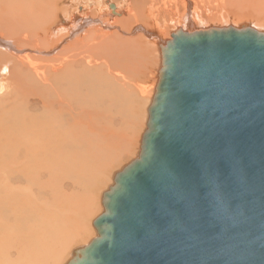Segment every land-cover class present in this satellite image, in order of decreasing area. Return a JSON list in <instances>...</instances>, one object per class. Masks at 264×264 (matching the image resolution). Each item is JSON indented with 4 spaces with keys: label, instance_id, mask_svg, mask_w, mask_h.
Segmentation results:
<instances>
[{
    "label": "water",
    "instance_id": "95a60500",
    "mask_svg": "<svg viewBox=\"0 0 264 264\" xmlns=\"http://www.w3.org/2000/svg\"><path fill=\"white\" fill-rule=\"evenodd\" d=\"M138 159L68 264H264V33L175 34Z\"/></svg>",
    "mask_w": 264,
    "mask_h": 264
},
{
    "label": "bare ground",
    "instance_id": "6f19581e",
    "mask_svg": "<svg viewBox=\"0 0 264 264\" xmlns=\"http://www.w3.org/2000/svg\"><path fill=\"white\" fill-rule=\"evenodd\" d=\"M68 1V8L63 9L60 7L62 0H0V83L2 84L0 89H5L4 83L9 87L8 93L0 96L3 101L0 105V264L10 261V259L13 260V264H42L45 262L44 260L47 261L49 256L53 257L54 255L55 257L59 254L58 260L61 261L67 257L71 248L73 252L71 251L70 259L79 257V253L87 245L74 249L75 245L80 242V237H75L80 230L77 232L76 229L79 227L76 225L77 219L72 215L77 210L69 205L71 204L70 197L74 193L71 192L69 195L66 191H73L74 184L77 185L78 181L74 183L77 180L75 175L82 164L79 157L71 159L66 157V153L72 150L69 139L74 138L72 140L76 141L83 136V133H86L101 137L100 142L105 144L108 141L112 146L114 139L117 138V133L113 132L114 129L112 130L108 125L112 127L118 117L113 112L106 111L104 102L115 107L116 101H118L120 106L115 111L120 112L125 101L122 94L132 92L134 95L136 94L135 97L140 96L141 99H135L138 104L139 101L143 102L146 99L148 90L127 77L128 72L123 64V55L137 48L139 51L142 49L149 51L150 47H153L157 53V68L152 81L155 84L152 92L149 91L147 102L144 101L145 104L142 107L143 109L147 103L146 109L144 108L145 123L141 121L145 125H143L140 134L139 147L136 151L137 157L130 161L137 160L141 139L147 129L148 109L152 105L156 86L161 80V51L167 41L162 39L163 33L161 34L157 30L158 0H127L128 3L125 4L124 10L120 14H116L113 4L108 5V8L113 9H111L112 11H108L107 7L105 10L100 8L105 11L103 16L112 20L107 24L105 23L106 19L103 21L98 19V11H89L86 7L82 8V14L77 15L76 12V16H74V10L71 11V9L75 6L78 7V4L75 3L78 0ZM97 1L92 3L97 5L100 2ZM203 1L180 0V3L183 7L198 12L195 3ZM207 1L208 6L217 3L216 7L220 9L230 7L237 10V6H239L240 9L246 10L245 12L241 11L245 13L244 15L241 12L240 14L235 12L230 14L240 19L249 20H254L252 16H256L254 20L256 23L253 21L256 28H258L257 19L264 21L259 17L264 15V0ZM115 2H119V0ZM159 2L165 5V1L159 0ZM257 2H260V5ZM175 9L178 10V7ZM232 15H227L226 20L221 19V22L225 24L220 25L221 28L230 23L232 25L235 23L236 26L249 24L246 21L239 22V20L231 19ZM62 16L66 19H63ZM197 18L188 19L185 17L178 19L180 21L173 20V27L169 34L171 36L193 34L208 29L217 30L219 27L212 26L205 19L200 22L198 19L202 18ZM61 19H63L62 23ZM196 21L200 23L195 24ZM101 25L108 28L114 26L115 31L108 35L99 28ZM246 26V28L245 26L239 27L255 31V28L250 24ZM147 29H151L150 32H147ZM142 42L146 48H143ZM110 45L116 47L115 49L120 53L107 52ZM145 76L147 77V75ZM133 79H137V76ZM119 83L121 87L117 88ZM114 89L116 90L114 91ZM22 91L24 94H21ZM0 93H2L1 90ZM139 106L142 105L139 103ZM97 121H105V125H97ZM75 143L73 141V144ZM83 149L85 148L81 150L84 151ZM126 161L128 162V160ZM104 163L106 164V162ZM121 164L123 165V163ZM116 173L111 174L112 184L99 195L101 205L103 194L114 185ZM100 177L99 182L101 181ZM88 185L94 184L88 183ZM86 186L83 190L87 191L89 187ZM91 188L89 191H93ZM88 193L90 194V192ZM84 201L85 198L82 201L83 204H85ZM87 205L86 207L83 205L85 209H87ZM83 212L82 216H85V211ZM88 212L87 214H89ZM80 221L82 222V220ZM71 222L73 225H69ZM87 229L90 233L88 237L91 238L93 231L90 225ZM71 239L74 241L65 246V242ZM56 245H58L57 250L52 251ZM70 259L68 258L69 261H71Z\"/></svg>",
    "mask_w": 264,
    "mask_h": 264
},
{
    "label": "rangeland",
    "instance_id": "374dc122",
    "mask_svg": "<svg viewBox=\"0 0 264 264\" xmlns=\"http://www.w3.org/2000/svg\"><path fill=\"white\" fill-rule=\"evenodd\" d=\"M81 1V2H80ZM93 1H97V0H78V2H76L75 1V3L76 4H78L77 6L78 7H73V9H71V11H73V13H74V16H76V12H77V15L79 14L80 15V13L82 12L81 10H82V8H84V7H86V8H88V10L89 11H95V12H97V16H98V19H101L102 21L103 20H105V23L107 24V23H109V22H111L112 20H109V19H107V17L106 16H103V14H105V7H109L108 5L109 4H113V5H115V7H114V11L116 12V14H120V12H122V10H124V6H126L125 4H127L128 2H127V0L125 1V0H119V2H115L116 0H98L97 2H99V3H97V5L96 4H94V3H92ZM118 1V0H117ZM156 1V0H155ZM163 1H165L164 2V4L165 5H163V3L162 2H159V0L157 1V11H159L158 12V14L160 15H158L157 17H156V24H157V26H158V32L160 31L161 32V37H162V39H164V40H166L167 42H169L170 40H171V34H169L170 33V31L172 30V21L174 20V21H180V20H178V19H182V18H188V19H194V18H196V17H198V18H202V19H198V21H200V22H202L203 21V19H205V21L206 22H209L210 24H212V26H219L218 28H217V30H219L221 27H220V25L222 26V25H225V24H223V22H221L222 20H226V16L227 15H232L234 12L235 13H239L240 14V12L241 11H244V9H240L239 8V6H237V10L239 11H237V10H235V9H231L230 7H222L221 9L218 7H216V4L217 3H215V5H214V3H212V4H210L211 6H208V1L207 0H204L203 2H200V3H195V6H196V8L198 9V12H195L194 10H192L191 8H186V7H183L182 5H181V3H180V0H163ZM69 1L68 0H62V4L60 5V7L61 8H68V3ZM115 2V3H114ZM74 3V2H73ZM103 3V4H102ZM116 3H118V4H116ZM243 3H245V2H243ZM257 4L258 5H260V2H257ZM94 5V6H93ZM97 6V7H96ZM165 7V9H164V7ZM161 7V8H160ZM175 7H178V10H176L175 9ZM78 8V9H77ZM100 8H103L104 10L102 11V10H100ZM112 9V8H111ZM110 8H108V11H112ZM159 9V10H158ZM225 9V10H224ZM231 10V11H230ZM235 10V11H234ZM168 11V12H167ZM218 11V12H217ZM224 11V12H223ZM229 11V12H228ZM237 11V12H236ZM246 11V10H245ZM244 11V12H245ZM199 12H200V14H199ZM222 12V13H221ZM242 13L243 15L245 14V13ZM100 13V14H99ZM110 13V12H109ZM165 13H169L168 15L167 14H165ZM228 13V14H227ZM230 13H232V14H230ZM82 14V13H81ZM221 14V15H220ZM227 14V15H226ZM241 14V15H242ZM224 15V16H223ZM114 16V15H113ZM169 16V17H168ZM257 16H259V15H257ZM63 17V19H66V17L64 18V16H62ZM231 17V19H234V20H239V22H242V21H246V22H248L252 27H254L255 28V31L256 32H258V33H262L263 31H264V21H261L260 19H257L258 20V22H257V24H258V28H256L255 27V25L253 24V21L256 19L255 17L256 16H252V18L254 19V20H249V19H240V18H238V17H236V16H234V15H232V16H230ZM259 17H261V19L262 20H264V15H260ZM114 18V17H113ZM158 18V19H157ZM170 18V19H169ZM63 19H61V23H62V21H63ZM167 19V20H166ZM222 19V20H221ZM60 20V19H59ZM198 21H196L195 22V24H197V22ZM228 21V20H227ZM200 22H198V23H200ZM260 22V23H259ZM254 23H256V21H254ZM208 24V23H207ZM249 24H245V25H238V26H236L235 25V23L232 25V23H230V24H228V25H226L225 27H223V28H221L220 30H222V29H227V28H231V26H232V28H234V29H237V30H240V29H245L247 26L246 25H249ZM239 26H245V28L244 27H239ZM236 27H238V28H236ZM101 30H103L104 31V33H106V34H108V35H110L111 33H113L114 31H115V27L114 26H112V27H107V26H105L104 25V27L101 25L100 27H99ZM151 28V27H150ZM107 29V30H106ZM160 29V30H159ZM149 30H151V29H147L146 31L147 32H150ZM163 30H164V32H163ZM211 30V29H210ZM209 29L207 30V31H210ZM212 30H214V29H212ZM263 30V31H262ZM207 31H202V32H207ZM261 31V32H260ZM263 34V33H262ZM152 41L153 42H156L157 43V41H155L154 39H152ZM143 43V42H142ZM131 44V43H130ZM143 45H144V47L143 48H146V46H145V44L143 43ZM116 47H112L111 45L109 46V49L107 50V52L108 51H112V52H116V53H120L119 51H117L116 49H115ZM137 48V47H136ZM155 49L153 48V47H150V49H149V51H148V49H142V51H139L138 50V48L137 49H135L134 51H129V52H127L126 54H124L123 55V64H124V66H125V70L128 72V74H127V77L128 78H130V79H132L134 82H136V83H138L139 85H143L146 89H148L147 90V97H145L146 99L144 100L145 102H147L146 100L148 99V95L150 94V92L149 91H151L152 92V88H153V86H154V82H152L153 81V79H154V76H155V74L154 73H156V68H157V62H156V54L157 53H155V51H154ZM135 52V53H134ZM142 52H144V53H142ZM137 53V54H136ZM147 54H149V55H147ZM141 55V56H140ZM151 58H150V57ZM143 59H142V58ZM141 59H142V61H141ZM130 60H131V62H130ZM132 60H134V61H132ZM132 62H134V64H131ZM137 65H136V64ZM143 63V64H142ZM146 65H147V67H146ZM130 66H133V67H130ZM149 67V68H148ZM136 68V69H135ZM146 68V69H145ZM122 69V68H121ZM133 69V70H132ZM148 69V70H147ZM162 69L163 68H161V71H162ZM129 70H130V73H129ZM136 71V72H135ZM131 72H133V73H131ZM138 73V74H137ZM130 74V75H129ZM161 74H162V72H161ZM145 75H147V77L144 76ZM152 75V76H151ZM130 76H132L133 78H136V76H137V79H133V78H131ZM139 77V78H138ZM146 78V79H144V78ZM149 77V78H148ZM140 80V81H139ZM145 80V81H144ZM149 85V86H148ZM0 86H2V84L0 83ZM158 86V85H157ZM156 86V90H155V93H156V91L158 90V87ZM5 89L4 90H2V89H0L1 91H2V93H0V96L1 95H5L6 93H8V91H9V87H7V85H5V83H4V86H3ZM2 87V88H3ZM119 87H121V84L119 83L118 84V86H117V88H119ZM116 89H114V91H115ZM115 93V92H114ZM21 94H24L23 93V91L21 92ZM122 95H124V98H125V101H124V103H123V105L121 106V110H120V112H117V111H115L119 106H120V104H119V102L118 101H116V106L115 107H113L111 104H109V103H107L106 101L104 102V108L106 109V111L107 112H110V113H112L113 112V114H115L116 115V117H118L114 122H113V125H112V127L110 126V125H108L112 130H113V132H116L117 134V138H115L114 139V142H113V144H112V146L110 145L111 143H109L108 141L107 142H105V144H103L102 142H100V140H101V137H98V136H94V135H88V134H86V133H83V138L82 137H80L78 140H72V139H74V138H70L69 139V142H71V146H72V150L71 151H68V153H66L67 154V158H69L70 157V159L71 158H77V157H79L80 158V162H81V164H82V170H81V168L80 169H78V171H76V181L74 182V183H76L77 181L79 182H77L76 184L77 185H75L74 184V187H73V191H66L67 192V194H69V195H71V192L72 193H76V191H77V193L74 195V194H72V196H74V198H72V196L70 197L71 198V204H69L73 209H75V210H77V212H73V216H74V218L75 219H77V223H76V225L77 226H79L78 227V229H76L77 230V232L80 230V232H78L79 234H77L75 237L76 238H79L80 239V242H78L75 246V248L74 249H76V248H80V246H88L91 242H93L95 239H97L96 237H99V233H98V230H96L94 227H92V225H93V221L100 215V214H102V212H103V209H102V205H101V197H100V199H99V195H101V193H103V192H105L106 190H107V187L110 185V184H112V175L111 174H114V173H116V175L117 174H119L122 170V168L125 166V165H127L128 163H130L132 160H134L136 157H137V152L136 151H138V147H139V142H140V137H141V132H142V128H143V125H145V124H143V123H145L144 122V116H145V114H144V110L146 109V107L145 106H147V103H146V105L144 106V108L142 109V107H143V105L145 104L144 103V101L142 102V101H139L138 102V104H136V101H135V99H141L140 98V96H137V97H135V95H134V93H132V92H128L127 94H122ZM1 102H3L2 101V99H1V97H0V105H1ZM130 102V103H129ZM152 102H153V99H152ZM139 103H140V105H142L141 107L139 106ZM21 106V105H20ZM22 108V107H21ZM135 108V109H134ZM109 110V111H108ZM135 110H136V113H135ZM139 110V111H138ZM139 115H138V114ZM120 115V116H119ZM143 117V118H142ZM142 118V119H141ZM140 119V120H139ZM143 123H142V122ZM62 122H64L63 121V119H62ZM97 125H105V121H97ZM140 123H141V125H140ZM128 126H129V128H128ZM140 127H141V129H140ZM140 130H139V129ZM131 129V130H130ZM140 131V133H138ZM137 132V133H136ZM135 135V136H134ZM138 137V138H137ZM137 139H138V141H137ZM72 140V141H71ZM73 141H74V143L75 142H77V143H75V144H73ZM87 141H88V143H87ZM133 141L135 142L134 144H133ZM137 141V142H136ZM80 142V143H79ZM79 143V144H78ZM138 144V145H137ZM73 145H75L76 146V148H75V146H73ZM78 145V146H77ZM134 145V146H133ZM80 146H82V147H80ZM137 146V147H136ZM82 148H85V149H83L84 151H82L81 149ZM136 149V150H135ZM78 150H79V152H78ZM133 150H135L134 152H136V153H134V152H132ZM140 151H141V148H140ZM134 153V154H133ZM109 154H110V156H109ZM116 154H117V156H118V158H117V156H116ZM140 154V153H139ZM98 155V156H97ZM126 155H128V156H130V157H128V156H126ZM133 155H134V157H133ZM136 155V156H135ZM112 156V157H111ZM104 157V158H103ZM126 157H128L127 159H125ZM132 157V158H131ZM99 158V159H98ZM100 158H102V159H100ZM110 159V160H109ZM109 160V161H108ZM115 160H117L118 161V164H117V161H115ZM125 160V161H124ZM126 160H128V162L126 161ZM131 160V161H130ZM121 161H123V162H121ZM130 161V162H129ZM104 162H106V164L104 163ZM116 162V163H115ZM120 162V163H119ZM91 163V164H90ZM121 163H123V165L121 164ZM127 163V164H126ZM80 164V163H79ZM105 164V165H104ZM115 164V165H114ZM107 165H108V169H107ZM120 165V166H119ZM113 168H111V167ZM117 166V167H116ZM122 166V167H121ZM93 167V168H92ZM112 169V170H111ZM114 169H115V171H114ZM111 171H114V172H111ZM103 173V174H102ZM110 174V175H107V174ZM79 174V175H78ZM94 174V175H93ZM98 174V175H97ZM116 175H115V177H116ZM80 176V177H79ZM86 176V177H85ZM91 176H93V177H91ZM99 176H101L100 177V182H99ZM105 178H103V177ZM78 177V178H77ZM85 177V178H84ZM89 177H91V178H89ZM80 178V179H79ZM90 180H89V179ZM97 178V179H96ZM110 178V179H109ZM89 180V181H87V180ZM80 180V181H79ZM91 180H92V182H91ZM96 180V181H95ZM105 180V181H104ZM111 180V181H110ZM84 181V183L82 184V182ZM87 181V182H86ZM95 182V183H94ZM108 182V183H107ZM81 183V184H80ZM88 183L89 184H94V185H96V186H94V185H88ZM97 183H100V184H97ZM105 183V184H104ZM80 184V186H78ZM102 184H104V186H102L101 187V185ZM85 185H87L86 187H89V188H91L92 186L94 187H92L91 188V190H93V191H89V188H88V190L86 191V189L85 190H83L84 189V186ZM106 185V186H105ZM78 187H80V188H82V190H80V188H78ZM85 187V188H86ZM98 188V189H97ZM79 190V191H78ZM82 192H84V194L87 192H90V194L88 193H86L85 195L84 194H82ZM100 193V194H99ZM97 194V195H96ZM85 197H84V196ZM90 195V196H89ZM91 195H94V196H92L91 197ZM81 196H82V198H81ZM89 198V201H91V202H89L88 201V198ZM97 196H98V200H97ZM95 197V198H94ZM84 198H85V204H83V200H84ZM92 198V199H91ZM72 199H77V200H73L72 201ZM78 200H80V201H78ZM93 200V201H92ZM87 201H88V203H87ZM93 203V204H92ZM86 204H88L87 205V209H85V207H86ZM97 204V205H96ZM76 205V206H75ZM78 205V206H77ZM85 207H84V206ZM93 206V207H92ZM84 208V210H82ZM89 208V209H88ZM95 209V210H94ZM98 209H100V211H98ZM101 209H102V212H101ZM82 210V211H81ZM89 210H92L91 212H88ZM94 210V211H93ZM81 213H80V212ZM83 211H85V216H82L83 214H84V212ZM87 212L90 214V216H89V214H87ZM94 213V215L92 216V214ZM86 214H87V216H86ZM78 215V216H77ZM89 217H90V221H89ZM71 218V217H70ZM73 218V217H72ZM74 218H73V221H74ZM80 220H82V222L80 221ZM84 220V221H83ZM87 220V221H86ZM79 222V223H78ZM86 225V228H85V225ZM69 225H73V222H71ZM82 225V226H81ZM90 225V227H91V230L93 231V234H92V237L91 238H89L88 236H90L89 234V231H88V229H87V227ZM83 228V229H81V228ZM76 231H75V233H77ZM84 232V233H83ZM81 234V235H80ZM88 234V235H87ZM83 235V236H82ZM86 235H87V237H86ZM94 235H96L95 237H93ZM86 237V238H85ZM84 238V239H83ZM95 238V239H94ZM87 240V241H86ZM92 240V241H91ZM72 241H74V239L72 240H67L65 243V246H68ZM74 243V242H73ZM72 243V244H73ZM85 243V244H84ZM81 244V245H80ZM59 245V244H58ZM58 245H56V247L54 246L53 247V249H52V251L55 249V250H57V246ZM79 245V246H78ZM86 246V247H87ZM85 247V248H86ZM72 248L69 250V254H67V257H64L63 259L64 260H58V256L60 255H58V256H55L54 257V255H53V257L52 256H49L48 258H47V261L46 260H44L45 262H43L42 264H62V262H63V264H66L69 260H68V258L70 259L71 258V256H72ZM71 252V253H70ZM71 260V259H70ZM13 260L12 259H10V261H5L3 264H13V262H12ZM53 261H57V262H53ZM61 262V263H60Z\"/></svg>",
    "mask_w": 264,
    "mask_h": 264
}]
</instances>
